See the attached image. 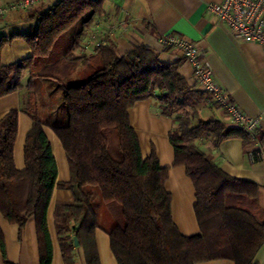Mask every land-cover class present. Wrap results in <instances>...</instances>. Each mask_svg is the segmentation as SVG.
Returning a JSON list of instances; mask_svg holds the SVG:
<instances>
[{
	"label": "trees",
	"instance_id": "16d2710c",
	"mask_svg": "<svg viewBox=\"0 0 264 264\" xmlns=\"http://www.w3.org/2000/svg\"><path fill=\"white\" fill-rule=\"evenodd\" d=\"M101 8L103 0H57L35 15L28 33L18 34L38 57L26 85L36 94L34 122L24 144L26 166L19 170L13 158L19 111L12 109L0 118V212L20 230L31 216L37 217L41 264L53 261L47 209L56 187L74 194L73 202L54 209L66 264H76L75 236L85 262L101 264L94 235L98 228L109 235L118 264H197L216 259L258 264L256 254L264 245L259 186L227 173L212 151L230 137L241 138L250 150L256 143L253 136L203 113L204 104L216 103L182 76V59L162 61L144 44L119 55L109 39L91 56L73 54L72 44L64 51L54 50L58 36L75 22H90ZM8 42L7 37L0 39V97L24 87L21 77L28 63H2ZM46 58L50 63L44 66ZM44 86L58 87V110L52 95L46 100L38 94ZM150 97L160 102L162 115L172 118L168 138L174 165H184L195 185L200 229L190 235L182 234L172 218L166 187L169 168L160 165L154 151L143 156L131 123L130 108ZM46 126L65 149L67 181L58 180ZM256 136L264 149V132ZM207 141L210 145L204 146ZM3 237L0 228L5 264H13Z\"/></svg>",
	"mask_w": 264,
	"mask_h": 264
},
{
	"label": "crops",
	"instance_id": "0c3cea01",
	"mask_svg": "<svg viewBox=\"0 0 264 264\" xmlns=\"http://www.w3.org/2000/svg\"><path fill=\"white\" fill-rule=\"evenodd\" d=\"M19 0H0V8L7 7ZM55 1H44L31 8L11 9L0 14V39L7 37L9 42L3 47L2 63L12 64L27 60L23 74V88L0 97V118L12 109H18V134L14 146L16 167L23 170L26 166L25 143L29 130L33 126L32 104L36 99L33 89L26 85L35 70L38 57L33 55L24 36L35 23V15L46 10ZM222 0H103L102 12L96 14L90 22L75 23L72 33L68 30L58 37L54 50L64 51L72 44L75 55L91 56L95 54L94 41L101 37L115 43L117 54L123 55L136 44H144L154 50L160 60L174 62L182 59L180 73L189 85H195L193 65L184 59L178 48L163 47L161 36L176 33L198 42L204 58L215 72L218 84L228 93L242 110L252 116L262 117L260 132H264V50L258 43L238 39L213 12L208 4ZM72 28V27H71ZM17 35V36H14ZM51 54L47 56L50 58ZM46 58V59H47ZM203 58V59H204ZM47 63L50 61L47 59ZM44 62V61H43ZM199 88V87H198ZM210 99L211 94L207 93ZM210 103V102H209ZM203 113L214 115L231 125L225 111L217 104H204ZM160 102L156 97L139 100L130 108V119L141 144L143 156L154 151L160 165L169 168L166 187L171 193L172 218L179 231L184 235L196 233L199 227L196 218L195 185L189 178L184 165L175 164L174 147L169 133L173 120L160 113ZM49 126L45 127L58 164V180L70 179V166L65 149L57 134ZM210 143L207 142L208 146ZM244 141L239 137H230L213 149L218 164L232 176L256 183L259 187V205L264 211V159L253 161ZM141 153V154H142ZM69 189L55 188L48 210V227L53 244L52 264H66L60 246L55 221V208L59 203L74 201ZM264 215V213H263ZM0 228L3 232L7 259L13 264H41L40 239L37 217L31 216L20 230L18 224L9 222L0 212ZM96 248L101 264H118L112 251L110 237L98 228L94 233ZM76 246V264H87L82 246ZM0 245V264H5ZM258 264H264V245L256 254ZM197 264H236L230 259L201 261Z\"/></svg>",
	"mask_w": 264,
	"mask_h": 264
},
{
	"label": "built area",
	"instance_id": "2783aa9c",
	"mask_svg": "<svg viewBox=\"0 0 264 264\" xmlns=\"http://www.w3.org/2000/svg\"><path fill=\"white\" fill-rule=\"evenodd\" d=\"M44 1L51 0H19L4 9L0 8V14L11 9L31 8ZM208 7L238 39L258 43L264 50V0H222L212 2L208 4ZM160 41L163 47L178 48L182 52L184 59L193 65L195 85L211 94L212 102L225 111L231 124L253 136L256 143L254 148L248 151L250 158L253 161L264 159L263 146L256 136L262 127V117L245 113L237 103L232 101L229 93L218 84L215 72L204 58L199 43L176 33L163 34ZM105 42L106 37H101L94 41L93 45L98 48Z\"/></svg>",
	"mask_w": 264,
	"mask_h": 264
},
{
	"label": "rangeland",
	"instance_id": "374dc122",
	"mask_svg": "<svg viewBox=\"0 0 264 264\" xmlns=\"http://www.w3.org/2000/svg\"><path fill=\"white\" fill-rule=\"evenodd\" d=\"M86 16H87V14L84 17H86ZM75 23H77V22H75ZM75 23H74V25H75ZM73 26H72V28H69L68 29V33H70V34L72 33V30L74 29ZM62 34L64 35V33H62ZM57 89H58V87L56 88V86H47V88L44 86V87H42V90H39L40 92L38 93L43 98H46L49 94L52 95V99L54 100L52 104H54L53 106H56V110H58V107L57 106L59 105L58 102H59V100L61 98V93H60V91H57ZM46 100H47V98H46ZM206 145H207V143L205 142L204 143V146H206Z\"/></svg>",
	"mask_w": 264,
	"mask_h": 264
},
{
	"label": "water",
	"instance_id": "95a60500",
	"mask_svg": "<svg viewBox=\"0 0 264 264\" xmlns=\"http://www.w3.org/2000/svg\"><path fill=\"white\" fill-rule=\"evenodd\" d=\"M74 241H75V245L79 244L78 238L76 236L74 237Z\"/></svg>",
	"mask_w": 264,
	"mask_h": 264
}]
</instances>
